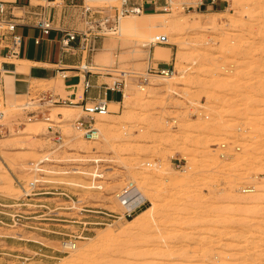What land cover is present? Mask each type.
I'll return each mask as SVG.
<instances>
[{"label": "rangeland", "instance_id": "374dc122", "mask_svg": "<svg viewBox=\"0 0 264 264\" xmlns=\"http://www.w3.org/2000/svg\"><path fill=\"white\" fill-rule=\"evenodd\" d=\"M199 1L147 3L168 28L121 38L120 22L86 53L108 63L100 72L125 93L106 117L96 113V140L77 125L83 106L59 121L79 102L43 95L59 97L60 76L17 99L0 92V264L264 263V0H226L211 12ZM161 34L169 42L156 43ZM140 38L151 44L132 54ZM156 44L169 56L153 60ZM163 70L174 72L160 83L152 76ZM135 186L145 199L127 215L119 195Z\"/></svg>", "mask_w": 264, "mask_h": 264}, {"label": "crops", "instance_id": "0c3cea01", "mask_svg": "<svg viewBox=\"0 0 264 264\" xmlns=\"http://www.w3.org/2000/svg\"><path fill=\"white\" fill-rule=\"evenodd\" d=\"M6 1L9 6H16L13 11L17 15H23L17 26V32L23 36V43L17 58L5 56L6 52L0 49V69L3 68L0 70V92L4 98L17 99L29 94L34 82L51 81L60 76V98L79 102L80 106L84 101L100 98H106L109 104L121 103L125 95L121 84L112 86L100 71H84V66L98 67L100 64L95 65V59H92L93 64L88 61L86 53L89 51L81 48L80 37L73 40L69 47H62L60 40L63 33L58 27L69 26L71 21L63 17L61 11L55 12L56 28L45 34L35 24L37 16L27 15L24 13L25 8H21L27 0ZM225 4L226 0H200L198 5L204 11L211 12L222 9ZM85 80L90 82L89 88H86ZM49 92L43 93L46 99L54 95L53 91Z\"/></svg>", "mask_w": 264, "mask_h": 264}, {"label": "built area", "instance_id": "2783aa9c", "mask_svg": "<svg viewBox=\"0 0 264 264\" xmlns=\"http://www.w3.org/2000/svg\"><path fill=\"white\" fill-rule=\"evenodd\" d=\"M87 1L27 0V3L21 8H25L24 13L27 15L37 16L35 24L45 34H49L51 30L56 28L55 12L61 11L62 16L71 21L69 26L58 27L63 33L60 40L62 47H69L73 40L80 37L81 48L92 51L97 49L96 44L99 38L118 30L117 25H119L118 23H120V18L123 15L142 13L145 11L147 3L155 5V11L159 9L168 10L172 4L171 0H118L120 1L119 6L107 5L101 7L94 6ZM14 7L9 6L6 0H0V49L6 52L5 56L17 58L20 55V48L23 43V36L17 32V26L23 15H17L13 11ZM1 63L0 61V65ZM0 70H3V68L1 67ZM168 71L170 73L174 72ZM85 86L86 88L90 87L88 80H85ZM47 100L51 102H61L62 100L65 103L68 101L74 102L71 99L56 98L55 95H50ZM82 106L85 116L82 120L77 121V125L79 129L85 131L84 135L88 140H96L99 137L100 130L94 126L95 115L97 112L108 110L109 102L106 98H100L91 102L84 101ZM177 166H181V164L179 163ZM126 189L124 188V192L127 191ZM136 207L131 210L126 209L125 214L131 215Z\"/></svg>", "mask_w": 264, "mask_h": 264}, {"label": "bare ground", "instance_id": "6f19581e", "mask_svg": "<svg viewBox=\"0 0 264 264\" xmlns=\"http://www.w3.org/2000/svg\"><path fill=\"white\" fill-rule=\"evenodd\" d=\"M174 0H172L173 2ZM175 3V2H173ZM141 14V18H137V19H130L128 17H124L123 19H121V23H120V29L116 32V34L119 35V37H125L127 35H129L128 37H131L130 35L134 36L135 34H139V33H144V32H152V31H157V30H164V28H168L167 25L168 23L170 22V19L168 18H164L163 16H160L162 15L161 13H153V12H142V13H139ZM162 30V31H163ZM163 35V34H161ZM134 39V38H133ZM158 42H169L168 38L165 37V35L163 36H158L156 37V43ZM172 42V41H171ZM151 44V40H148L147 38H140V39H135L134 40V43H133V46L131 48V53L135 54V53H138L141 52V51H145V47H148L149 45ZM106 49V48H104ZM164 46H162V44H156V50L154 51V54H153V60L155 61H158L160 59H163V58H166L169 56V51H164ZM107 50V49H106ZM105 51V50H104ZM124 51V50H123ZM125 52V51H124ZM142 53V52H141ZM103 61V60H102ZM108 63L106 62H103L102 65L98 66V67H95V66H84L83 68L85 69L84 71L86 72H95V71H103V70H107L108 68ZM135 73V72H134ZM164 73H160V74H155L153 75L152 77L155 78V79H159L160 83L164 80H167L169 79V72L167 70H164ZM139 74V73H137ZM141 89L143 90L144 89V86H141ZM146 89V88H145ZM144 89V90H145ZM128 97V100H131L129 99V95L127 93V96ZM46 102V101H45ZM53 102V101H52ZM117 103H114V102H111V104H109V106H116ZM14 106H18V105H14ZM80 105L79 104H76V103H73V104H69L65 107H63V113L62 115L59 117V121L61 122H68L70 119H71V115L72 114H75L77 113L79 110H80ZM110 112V109L108 110H104V111H101V112H97V115H104V116H98L96 119H99L101 120L102 118L106 117V115H108ZM1 113V112H0ZM61 114V113H60ZM100 136V135H99ZM30 150V146H25V148L22 150V151H26L28 152ZM54 152L53 151H49L47 156H50L52 155ZM244 191H249V192H253L255 194V197H251L252 194L250 197L251 199H257L260 197V195L263 193L262 190H259V191H255L254 189H251V190H246V189H243ZM255 191V192H254ZM237 193V192H236ZM240 193V192H239ZM239 193L236 197H233V198H236V200H238L237 202L239 203H243V198L241 197V195L239 196ZM235 196V195H234ZM249 196V195H248ZM249 197V198H250ZM145 199V193L143 192V190L139 187V186H135V187H131V188H127V191L126 192H123V194L119 197V200L121 201L122 204H124V206L128 209V210H131L133 209L134 207L136 206H139ZM245 201V199H244ZM251 204V203H250ZM222 210V208H221ZM233 212V211H232ZM148 211L147 210H143L142 212H139L138 214H136L133 218L131 219H128L126 224H125V227H129L131 225H133V223L137 222L138 220H141L143 219L144 220V217L147 214ZM141 222V221H140ZM103 233V232H102ZM107 234H110L107 233ZM109 237V236H108ZM63 245L64 247L66 248H69L73 253H77L78 251L77 250H80L79 248L77 249V242H72V241H65L63 242ZM236 247V246H234ZM82 248V247H81ZM232 250V249H230ZM236 251V250H234ZM238 251V250H237ZM80 252H82L80 250ZM79 252V255H82L81 253ZM239 253V252H237ZM72 256V254H70ZM77 255V256H79ZM235 255V253H234ZM143 256V254H142ZM141 256V257H142ZM239 256V255H238ZM69 257V256H68ZM83 257V256H81ZM139 257V256H138ZM236 257H237V254H236ZM77 258V257H76ZM80 258V257H79ZM78 258V259H79ZM238 258V257H237ZM237 258H234L235 261H238ZM246 258V257H245ZM248 258V257H247ZM82 259V258H81ZM129 260V259H128ZM222 260V259H221ZM220 260V261H221ZM224 261V260H222ZM232 261V260H231ZM234 261V262H235ZM247 261V260H246ZM245 261V262H246ZM255 261V260H254ZM260 261V260H259ZM225 262V261H224ZM230 262V261H229ZM234 262H231V263H234ZM239 262V261H238ZM249 262V261H248ZM247 262V263H248ZM252 262V261H251ZM250 262V263H251ZM134 263V261H133ZM152 263V262H151ZM150 263V264H151ZM215 263V262H214ZM253 263V262H252ZM124 264V263H123ZM132 264V263H131ZM135 264V263H134ZM216 264V263H215ZM229 264V263H228ZM234 264H237L234 263ZM244 264V262H243ZM264 264V263H263Z\"/></svg>", "mask_w": 264, "mask_h": 264}]
</instances>
